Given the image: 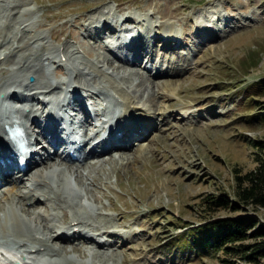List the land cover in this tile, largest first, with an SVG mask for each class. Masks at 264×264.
Here are the masks:
<instances>
[{
  "label": "rangeland",
  "instance_id": "obj_1",
  "mask_svg": "<svg viewBox=\"0 0 264 264\" xmlns=\"http://www.w3.org/2000/svg\"><path fill=\"white\" fill-rule=\"evenodd\" d=\"M14 6L20 14L9 16L17 24H12L0 54L13 41L42 34L43 42L30 47H52L45 56L50 63L47 80L65 79L68 64L77 76L73 86L84 87L87 91H81L94 105L105 86L118 87L134 97L157 127L130 151L114 150L80 169L57 161L73 182L75 175L81 179L75 181L77 191L66 190L56 208V223L82 219L88 224L84 231L98 235L100 244L51 240L49 244L66 255L55 261L264 264V251L257 250L264 243V206L237 196L239 186L248 185L238 178L252 172L264 175V149L257 145L264 144V119L259 116L264 114V93L254 90L264 81V0H0V19H6ZM111 28L117 32L110 34ZM143 31L155 36L147 58V53L138 58L114 51L119 35L130 38L126 45L135 42L137 52L145 49ZM165 32H172L171 40L159 38ZM23 55L36 53L29 49ZM163 62L170 66L161 74L151 76L145 70L163 68ZM92 66L97 68L92 76L78 71ZM169 72L173 75L166 76ZM250 98L253 102L246 103ZM140 154L147 157L143 165L122 166ZM54 162L40 170L56 168ZM63 176L57 175L54 182L63 183ZM17 187L25 189L22 184ZM219 198L227 205L207 202ZM37 211L50 209L41 201L27 214ZM223 220L248 221L244 237L221 250L196 244L197 230Z\"/></svg>",
  "mask_w": 264,
  "mask_h": 264
},
{
  "label": "bare ground",
  "instance_id": "obj_2",
  "mask_svg": "<svg viewBox=\"0 0 264 264\" xmlns=\"http://www.w3.org/2000/svg\"><path fill=\"white\" fill-rule=\"evenodd\" d=\"M8 10H10V13L6 19H0V26H2V29L0 30V49L4 47V43L9 40V32L12 30V24H17V19L9 20V16L11 14L14 16L20 14L19 6L11 7ZM113 29L114 28H111L112 33L117 32V29ZM168 32L164 33V37L159 38L171 40L172 32ZM143 33L146 32L143 31ZM198 33L200 37L204 36L203 31H199ZM144 38L145 39L140 38V40L144 42V40L147 39L146 42L149 43L145 44V49L137 52L139 46H137L135 42H133L130 46L128 44L126 45V43L129 42L126 40L127 38L119 35L116 40L118 46L115 47L114 51L119 52L121 55H134L138 58H142V54L147 53L144 55V57L147 58L149 56L148 50L153 48L151 41L155 38V36L150 33L148 34L147 32ZM135 40L136 39L134 37V41ZM39 42H43L42 34L29 37L25 42L23 39H20V41L17 42L13 41L10 47H8V51L0 54V142L4 144L5 148L12 146V141H14L12 133L18 129H21L23 135L28 137L29 128L27 123L31 121V124L34 125L41 119L40 116H36L39 112H35L37 107V103L35 102L39 101L40 98H59L62 91L55 96H50L56 92V87L60 88V86H63L66 91L73 90L71 94H66V96L67 98H74L73 104L78 107L85 106L84 101L80 98L81 94L88 98L86 93L87 90L84 89V87H79L78 89L73 86L77 76H74L75 72L68 64H66L67 77L65 79L60 82L49 79L47 80L46 73L49 71L50 63L46 62L48 59H46L45 56L50 54L52 47H48L47 44L42 43L37 45L36 48L34 46H32V48L30 47L31 44H37ZM171 43L174 44V41L169 42L168 44ZM119 48L121 49L119 50ZM29 49L32 52H35L36 55L24 56V52ZM10 54H17V57L15 58V56H12L11 59L9 56ZM73 54H77L75 48L73 49ZM54 56L56 57V55ZM137 60L139 61L141 59ZM106 63L109 64V60L106 59ZM13 65H15V68ZM168 66L170 65L168 64ZM95 68L96 67L93 66L92 68L85 67L82 70L78 68V71L81 74L86 73L85 75L92 76L97 71V68ZM30 77L34 82L33 84L29 82ZM55 83L56 87L54 85ZM92 88L93 87H91V89ZM81 89L86 91H81ZM93 91L95 92V90ZM96 95L98 96L99 101L106 102L111 110L122 107L121 114H127L131 111L134 113L133 116L130 115L128 117L132 120V125L130 126L128 133H125L124 136L132 134L134 137L140 139L142 138L144 140L145 134L151 132V129H153L154 122L152 121V118L150 119V115L146 116V111L138 107L134 103V97L128 95L126 91H121L118 87L114 88L111 85H107L105 86V91H100ZM166 95L162 94L160 96L164 99L167 98ZM29 100L31 102H29ZM96 102L97 101H95V103ZM10 103L15 104L14 108L10 107ZM159 110H162L161 112L163 113L168 111L166 108H159ZM31 115L35 116L30 118ZM144 116H146V121L136 123L139 117ZM86 118H88V115ZM159 132L162 133V130ZM125 142L126 140L124 138H121L119 141L121 144ZM133 146L134 145L128 146L127 148L131 150L133 149ZM128 149H122L119 146L112 147L111 151L116 150L120 152ZM145 160H147V157L144 154H140L126 164H122V166H131L135 168L137 163L142 164ZM44 164H48V162L45 161L41 164H36L33 171L19 176L21 184L24 186L23 188H25L24 191H21L20 188L12 182V179L2 181L4 187L2 186L3 188L0 190V264H59V262L55 261V258L62 257L63 259L66 255L59 252L60 249L53 248L49 242L51 240L59 241L58 235L61 232L67 235L69 232L73 231L76 235H81V237L83 236L85 241L93 243L94 241L99 242L98 235L94 236L91 233L84 231L86 230L88 224L82 219L75 218L70 221L68 225L61 224L58 226L56 223L57 221H55L56 216L58 215L56 208H60V203L62 202L67 189L74 192L77 191L75 181L80 180L81 177L75 175V181L73 182L71 180L73 179V176L69 174L70 172L66 171V167H58L56 166L57 163L54 162L53 164L56 168H52L53 166H50L48 169L44 168L40 170ZM72 169L75 170L74 168ZM138 169L139 168L136 167V172H138ZM75 172L77 173V171ZM75 172L73 171V173ZM59 174L65 175L66 177L63 176V183L57 185L54 182V177ZM26 181L27 183H25ZM41 198L45 200V204H49L48 207L51 212L49 211V213H44V211H37L32 212V216H28L27 213L29 212V207L34 206L37 202L40 203ZM84 198L85 196L83 195V199ZM53 231H56V234L58 235L53 236ZM60 242L66 241L64 240ZM98 244H100V242Z\"/></svg>",
  "mask_w": 264,
  "mask_h": 264
},
{
  "label": "trees",
  "instance_id": "obj_3",
  "mask_svg": "<svg viewBox=\"0 0 264 264\" xmlns=\"http://www.w3.org/2000/svg\"><path fill=\"white\" fill-rule=\"evenodd\" d=\"M254 90L257 95H261L264 93V81L261 84L254 86ZM253 102V98H250L246 101V103ZM264 119V114L261 115ZM257 145L264 149L263 143H257ZM240 184L248 183V185L243 188L239 186V190L237 191L238 198L245 203H252L255 206H264V175L262 172L259 173H250L246 175L244 178H238ZM239 184V185H240ZM210 204L214 205H227V201L223 199L216 200H208ZM248 221H219L215 224L207 225L200 230L195 232L193 239H195L196 244L198 246H202V248L221 250L226 243L238 240L241 237H244L246 232V227L248 225ZM264 232V230H262ZM187 241V240H186ZM184 242V241H183ZM264 249V243H260L257 248L258 252ZM227 250V249H224ZM230 251H234V249H228Z\"/></svg>",
  "mask_w": 264,
  "mask_h": 264
}]
</instances>
